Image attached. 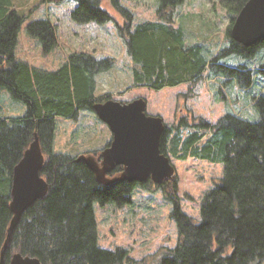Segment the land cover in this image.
<instances>
[{"label": "trees", "instance_id": "obj_1", "mask_svg": "<svg viewBox=\"0 0 264 264\" xmlns=\"http://www.w3.org/2000/svg\"><path fill=\"white\" fill-rule=\"evenodd\" d=\"M75 1L72 22L114 23L131 60L133 87L160 91L186 84L191 90L207 69L220 84L244 90L253 84L255 70L264 78V63L256 69L221 64L232 56L251 62L264 52V39L245 47L230 37L234 18L247 0H219L230 23L227 45L216 54L204 40L188 42L181 25H176V8L185 0H156L155 20L138 22L121 0H107L122 23L103 9V0ZM26 18L14 0H0V91H7L25 109L12 117H3L0 109V249L11 219V172L34 133L45 156L41 175L49 186L46 195L21 215L5 259L20 252L42 264H146L144 259L130 258L123 248L98 245L93 209L94 203L121 208L131 202L134 187L140 186L162 190L176 225L175 245L158 251L155 264H264V94L251 97L259 115L256 122L225 113L213 123L182 117L165 125L160 141L165 156L223 164L222 176L204 193L195 221L181 208L176 178L160 184L147 180L103 186L83 162L75 161V155L53 153L57 118L75 121L80 112H93L94 103L110 99L109 95L95 99V79L115 60L74 52L55 69L33 66L15 56ZM26 34L38 41L43 55L57 45L56 28L47 19L27 22ZM120 171L116 167L111 175Z\"/></svg>", "mask_w": 264, "mask_h": 264}, {"label": "rangeland", "instance_id": "obj_2", "mask_svg": "<svg viewBox=\"0 0 264 264\" xmlns=\"http://www.w3.org/2000/svg\"><path fill=\"white\" fill-rule=\"evenodd\" d=\"M133 12L136 22L155 20L156 0H121ZM16 7L27 15L21 27L15 48L17 58L31 65L55 69L74 52H87L95 58H114L113 67L96 76L94 97L109 95L110 99L130 102L138 97L146 101V113L160 116L166 126L176 124L180 118H203L211 123L219 116L230 113L256 122L259 115L251 97L264 94V78L254 71V82L247 89L222 85L211 76L209 70L203 73V80L191 90L188 85H178L160 91L132 86L131 60L123 39L113 22L105 24H76L70 19L75 0H14ZM102 7L114 19L122 23L120 16L111 8L107 0ZM229 15L219 0H185L176 8V25H181L190 43L204 40L214 54L227 45L226 30ZM49 20L56 28L57 45L43 55L37 40L26 34V23L31 20ZM264 63V52L251 62L232 56L221 60V64L235 66L248 65L256 69ZM0 109L3 117L22 115L24 106L14 101L7 91H0ZM111 134L93 112H80L77 120L56 119L53 153L79 155L90 151H100L108 146ZM175 167L177 195L182 210L198 221L201 199L222 176V163H212L197 158L178 160L169 156ZM171 204L162 190L144 189L135 186L131 202L121 208L113 205L93 204L97 222L98 245L103 249L117 247L127 251L134 260H145L155 264V254L164 248H172L176 243V225L170 217Z\"/></svg>", "mask_w": 264, "mask_h": 264}, {"label": "water", "instance_id": "obj_3", "mask_svg": "<svg viewBox=\"0 0 264 264\" xmlns=\"http://www.w3.org/2000/svg\"><path fill=\"white\" fill-rule=\"evenodd\" d=\"M233 41L250 47L264 39V0H247L230 27ZM92 111L106 125L111 141L98 155L81 153L75 161L83 162L103 186L119 182L155 184L175 179L176 170L168 156L160 151V141L165 130L160 116L146 113V101L136 98L130 102L108 99L96 102ZM45 156L37 133L24 150L11 172L9 211L11 219L0 249V264H42L36 257L13 253L8 260L5 252L10 247L12 235L23 212L48 191V183L41 175ZM120 167L116 175L111 172Z\"/></svg>", "mask_w": 264, "mask_h": 264}, {"label": "flooded vegetation", "instance_id": "obj_4", "mask_svg": "<svg viewBox=\"0 0 264 264\" xmlns=\"http://www.w3.org/2000/svg\"><path fill=\"white\" fill-rule=\"evenodd\" d=\"M100 151H101V150H100ZM96 155H98V153H97Z\"/></svg>", "mask_w": 264, "mask_h": 264}, {"label": "crops", "instance_id": "obj_5", "mask_svg": "<svg viewBox=\"0 0 264 264\" xmlns=\"http://www.w3.org/2000/svg\"><path fill=\"white\" fill-rule=\"evenodd\" d=\"M96 80V79H95ZM96 82V81H95Z\"/></svg>", "mask_w": 264, "mask_h": 264}]
</instances>
